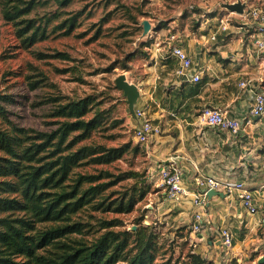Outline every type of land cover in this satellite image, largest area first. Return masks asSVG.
I'll use <instances>...</instances> for the list:
<instances>
[{
  "label": "trees",
  "instance_id": "trees-1",
  "mask_svg": "<svg viewBox=\"0 0 264 264\" xmlns=\"http://www.w3.org/2000/svg\"><path fill=\"white\" fill-rule=\"evenodd\" d=\"M55 1L63 7L71 0ZM47 2L0 0L1 15L12 24L23 47L45 39L50 31L69 35L79 24L80 12L76 11L66 12L51 25L57 14L37 13ZM54 56L69 58L61 52ZM130 56L126 53L125 60ZM125 66L123 63L121 68ZM37 82H29L30 88H36ZM15 102L11 93L0 91V264H217L192 245L175 257L166 256V250L159 251L152 226L115 229L122 224L117 218L97 219L102 231L91 240L80 236L87 225L74 218L77 212L85 208L129 212L147 193L149 183L144 171L135 169L114 174L106 169L88 173L77 168L88 163L108 164L128 150L138 153L140 143L133 145L128 140L108 147L88 142L103 120L100 102L90 96L45 98L42 104L49 105L47 116L52 118L47 130L15 122L8 109ZM128 179L133 180L129 187L109 191Z\"/></svg>",
  "mask_w": 264,
  "mask_h": 264
},
{
  "label": "rangeland",
  "instance_id": "rangeland-1",
  "mask_svg": "<svg viewBox=\"0 0 264 264\" xmlns=\"http://www.w3.org/2000/svg\"><path fill=\"white\" fill-rule=\"evenodd\" d=\"M231 1L234 0H71L67 6L61 7L55 0H48L37 8V13L57 14L58 18L51 25L64 17L66 12L70 14L76 11L80 12L79 24L69 35L50 31L45 39L27 48L20 44L12 24L5 21L0 12V91L11 93L17 101L8 107L11 118L21 126L47 130L51 127L49 122L52 118L47 116L49 105L42 104L45 98L51 95L62 99L90 96L94 102H100L103 120L87 141L108 147L120 146L128 140L133 145L137 144L133 137L131 115L122 92L115 86V78L121 73L128 80H138L144 75L142 65L148 63L151 51L150 43L145 46L143 43L151 42L152 35L160 29H195L206 17L217 14L218 17H230L229 23L233 26L240 25L238 14L220 5ZM242 1L247 5H262V0ZM144 20L150 23V28L143 35ZM56 52L67 53L69 58L54 56ZM257 52V61L261 64L257 63L254 71H261L259 85L264 89V51ZM126 53H131L129 60L124 58ZM249 53L254 56L252 52ZM123 63L126 66L121 68ZM34 80L40 82L31 89L29 82ZM92 114L91 111L88 116ZM139 147L138 153L128 150L121 158L108 164L88 163L77 168V171L88 173L100 169L114 174L127 169L144 171L149 190L134 208L126 213L85 208L77 212L74 218L86 223L80 236L87 240L102 231L97 226L99 218L120 219L122 224L115 229L134 230L140 224L150 225L157 233L161 245L159 251L166 250V256L171 254L175 257L180 251L185 252L189 245L193 247L190 224L162 219L152 208L155 206L153 189L158 188L157 180L150 176L149 159L141 144ZM132 183V179L121 181L109 191L123 190ZM256 234L260 238L256 243L257 249L250 248L241 259L206 258L217 264H232L233 261L236 264H258V259L264 254V227L260 226ZM210 246L206 253L211 251L213 244ZM215 251L223 255L228 250L220 247Z\"/></svg>",
  "mask_w": 264,
  "mask_h": 264
},
{
  "label": "crops",
  "instance_id": "crops-1",
  "mask_svg": "<svg viewBox=\"0 0 264 264\" xmlns=\"http://www.w3.org/2000/svg\"><path fill=\"white\" fill-rule=\"evenodd\" d=\"M258 7L264 9V0ZM218 16L206 17L195 29L158 30L152 35L149 61L142 65L144 75L129 81L140 91L136 106L142 107L147 118L160 128L141 144L149 159L150 176L158 180L160 163L174 160L186 191L179 201H170L156 184L152 208L162 219L186 225L191 223L193 213L200 212L203 227L190 234L195 250L208 258L241 259L250 248L257 249L260 238L256 232L264 224V215L249 214L236 194L223 188L216 190L222 195L210 193L204 205L195 203L194 196L201 191L195 179L211 176L227 183L239 180L257 203L264 201V114L250 115L253 93L238 86L241 79H251L263 89L259 85L261 71H254L261 62L257 61L259 49L253 41L264 38L260 30L264 23L239 17L240 25L229 23L223 30ZM169 31L178 34L179 45L192 60L191 73L200 75L197 82L175 73L177 61L166 49ZM214 33L216 39L211 40ZM203 106L218 107L238 119L240 130L232 133L208 126L199 116ZM131 120L134 127L137 119L131 116ZM220 227L228 228L233 235V244L223 255L215 251L221 247L217 234ZM211 244L213 248L206 253Z\"/></svg>",
  "mask_w": 264,
  "mask_h": 264
},
{
  "label": "built area",
  "instance_id": "built-area-1",
  "mask_svg": "<svg viewBox=\"0 0 264 264\" xmlns=\"http://www.w3.org/2000/svg\"><path fill=\"white\" fill-rule=\"evenodd\" d=\"M239 17H246L257 19L261 23H264V9L247 5L244 9V14ZM230 17H219V23L224 30L229 24ZM261 32H264V24L260 26ZM211 40L216 39V34L211 35ZM168 55L174 57L177 61L175 73L179 76H183L192 82H197L200 79L199 73H191L192 60L190 56L185 52L181 45L178 43V34L176 32L169 31L167 34ZM254 46L261 50L264 48V38L257 37L253 41ZM238 86L241 88H249L253 93L252 105L249 113L252 116H259L264 114V89H258L253 84L251 79H241L238 82ZM199 116L202 121L210 127L229 130L232 133H237L240 130L241 123L238 119L228 116L224 111L214 106H203L200 109ZM133 117L137 119L136 124L133 127V137L140 144L145 143L153 135L160 132L159 126L152 123L145 115L144 109L139 106H135L133 110ZM157 186L161 187L164 191L166 199L170 201H179L185 194V188L183 186L182 172L176 165L174 160H168L162 162L157 167ZM196 184L201 188L199 193L195 194L194 202L199 205H204L206 202L207 192L209 190H220L231 193L234 192L239 199L242 207L249 213L255 214L261 212L264 215V201L261 204L257 203L254 199L251 190L242 182L234 181L231 183L222 182L214 177H197L195 179ZM203 227L202 217L200 212H195L192 215L190 223L191 233H196ZM219 237V245L225 251L230 249L233 244V235L231 231L226 227H220L217 231Z\"/></svg>",
  "mask_w": 264,
  "mask_h": 264
},
{
  "label": "water",
  "instance_id": "water-1",
  "mask_svg": "<svg viewBox=\"0 0 264 264\" xmlns=\"http://www.w3.org/2000/svg\"><path fill=\"white\" fill-rule=\"evenodd\" d=\"M220 5L223 6L229 12H235L236 14L243 15L246 2L242 0H234L231 2L220 3ZM142 24H143V35H144L148 32L150 28V23L147 20H144ZM115 86L117 89H119L122 92L124 100L127 104L128 112L130 113L131 116H133V110L134 107L137 105V99L140 95V91L137 85L129 81L126 78L125 74L121 73L115 78ZM210 193L216 195H222L221 192L215 190H209L207 192V196H209ZM262 262H264V254L258 259V263H262Z\"/></svg>",
  "mask_w": 264,
  "mask_h": 264
}]
</instances>
